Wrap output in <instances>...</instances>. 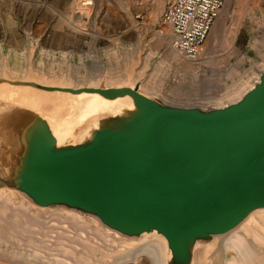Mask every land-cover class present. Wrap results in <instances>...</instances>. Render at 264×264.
I'll list each match as a JSON object with an SVG mask.
<instances>
[{"label": "water", "instance_id": "water-1", "mask_svg": "<svg viewBox=\"0 0 264 264\" xmlns=\"http://www.w3.org/2000/svg\"><path fill=\"white\" fill-rule=\"evenodd\" d=\"M262 42L261 62L223 93L210 83L163 90L138 57L96 67L113 79L0 76L59 96L38 106L0 97V192L55 227L75 231L72 218L119 241L159 237L166 264H216L222 239L264 210ZM72 63L45 67L32 50L24 67L9 64L58 71Z\"/></svg>", "mask_w": 264, "mask_h": 264}, {"label": "rangeland", "instance_id": "rangeland-1", "mask_svg": "<svg viewBox=\"0 0 264 264\" xmlns=\"http://www.w3.org/2000/svg\"><path fill=\"white\" fill-rule=\"evenodd\" d=\"M92 1L89 8H79L80 0H0V60L6 56L13 65L24 67L35 50L37 63L43 61L45 67L54 59H73L79 64L91 57L105 58L103 67L109 68L118 60L138 57L147 64V76L155 70L159 73L163 90L178 83H210L219 86L220 93L245 70L250 71L254 60L261 62L258 50L264 37V0H226L195 63L178 55L174 58L170 52L171 28L162 23L170 0L165 1L157 19L155 0ZM163 31H170V44L161 43L158 33ZM28 248L2 240L0 251L19 261L0 258V264H59L66 259L56 254L58 250L53 255L39 251L40 262L30 257L34 248ZM227 252L225 261L235 256L233 250ZM129 264L152 262L141 256Z\"/></svg>", "mask_w": 264, "mask_h": 264}, {"label": "bare ground", "instance_id": "bare-ground-1", "mask_svg": "<svg viewBox=\"0 0 264 264\" xmlns=\"http://www.w3.org/2000/svg\"><path fill=\"white\" fill-rule=\"evenodd\" d=\"M165 1L155 0L157 7V13L154 15L155 19L158 18ZM92 5V0H80L79 2V8H85V6L89 8ZM169 35L170 31H163V34L158 33L161 43L170 44L168 41ZM171 48L170 52L174 58H177V55L181 57L172 47V43ZM1 50L2 48L0 47ZM3 58V62H0V76H7L8 78L32 77L40 80L57 79L58 81L66 82L68 80L86 81L96 77L109 79L116 77L97 75L96 67L105 63V58L95 60H92L91 57L84 58L83 62L81 61L79 64L73 62L68 64L67 69L59 68L58 71L55 68L46 70L42 67L36 71H31L28 68L19 69L10 66V58L6 56H3ZM70 60L73 61V59H68L63 64ZM198 60H187V62L195 63ZM52 61L53 63L56 62L55 59ZM81 69H86V72ZM249 82L248 80L237 85L234 90L228 91L225 96L231 97V94L239 93ZM190 87L198 90L196 85ZM13 91H18L21 95L14 94ZM0 97L10 98L15 103L38 106L43 99H56L59 96L28 88H16L3 83L0 84ZM223 98L225 97L222 96L219 100ZM37 108L40 109V107ZM57 216L62 217L59 214ZM67 219H69L67 221L73 222L71 223L74 225L70 224L75 231L55 227L49 222H45L38 212L32 211L25 203L16 201L9 193L0 192V242L7 240L16 247L28 248L30 246L36 250H32L30 257L40 262L43 261L38 258L39 251L52 254L53 250H58L57 252L60 253L56 254H61L66 258L62 260L63 262L59 261V264H129L135 262L141 256L150 258L152 264H166V244L162 238L155 237L142 240L141 242L119 241L108 237L100 229L80 224L76 219ZM68 232L71 234H68ZM229 249L235 252V256L225 261L227 250ZM216 257V264H264V210L251 214L236 230L224 237ZM0 258L10 259L14 262L19 261L7 256L5 251H0ZM198 264L202 263L199 262Z\"/></svg>", "mask_w": 264, "mask_h": 264}, {"label": "built area", "instance_id": "built-area-1", "mask_svg": "<svg viewBox=\"0 0 264 264\" xmlns=\"http://www.w3.org/2000/svg\"><path fill=\"white\" fill-rule=\"evenodd\" d=\"M226 0H170L162 23L172 32V47L188 61L198 60Z\"/></svg>", "mask_w": 264, "mask_h": 264}]
</instances>
